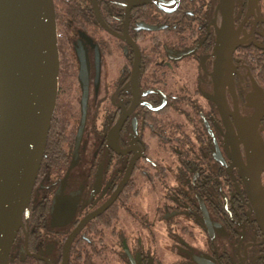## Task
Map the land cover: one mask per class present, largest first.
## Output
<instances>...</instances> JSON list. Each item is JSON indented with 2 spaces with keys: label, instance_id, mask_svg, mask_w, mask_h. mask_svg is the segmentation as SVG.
<instances>
[{
  "label": "flooded vegetation",
  "instance_id": "obj_1",
  "mask_svg": "<svg viewBox=\"0 0 264 264\" xmlns=\"http://www.w3.org/2000/svg\"><path fill=\"white\" fill-rule=\"evenodd\" d=\"M53 5L55 104L9 264H264V0Z\"/></svg>",
  "mask_w": 264,
  "mask_h": 264
},
{
  "label": "water",
  "instance_id": "obj_2",
  "mask_svg": "<svg viewBox=\"0 0 264 264\" xmlns=\"http://www.w3.org/2000/svg\"><path fill=\"white\" fill-rule=\"evenodd\" d=\"M58 66L53 0H0V264H9L27 210L55 104ZM263 168L264 162L252 174L251 195L260 191ZM259 197L264 200L263 190Z\"/></svg>",
  "mask_w": 264,
  "mask_h": 264
},
{
  "label": "trees",
  "instance_id": "obj_3",
  "mask_svg": "<svg viewBox=\"0 0 264 264\" xmlns=\"http://www.w3.org/2000/svg\"><path fill=\"white\" fill-rule=\"evenodd\" d=\"M257 65L255 68L257 69V72L260 76V81L264 88V55L263 56H257Z\"/></svg>",
  "mask_w": 264,
  "mask_h": 264
}]
</instances>
